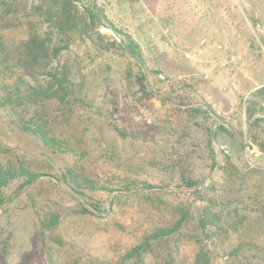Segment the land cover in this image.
Wrapping results in <instances>:
<instances>
[{
	"label": "rangeland",
	"instance_id": "1",
	"mask_svg": "<svg viewBox=\"0 0 264 264\" xmlns=\"http://www.w3.org/2000/svg\"><path fill=\"white\" fill-rule=\"evenodd\" d=\"M85 3L102 10L105 25L92 36L75 35L61 55L62 62L73 66L85 104L61 115L57 126L62 138L75 145L82 140L88 154L52 153L35 134L20 131L0 112V143L21 159L45 164L48 174L19 202L0 206V264H51L37 216L41 202L52 211L67 212L77 205L58 179L68 168L121 183L93 193L100 201H109L114 188L150 189L131 191L119 213L108 219L102 217L109 213L102 212L64 220L61 232L68 239L57 252L60 264L111 259L116 250L133 243L134 226L168 213L167 206L153 208L150 200L170 204L178 197L195 211L207 198H219L218 208L230 213L229 222H243L215 250L216 264H264V253L245 243L264 245V213L253 211L248 198L264 196V0ZM36 23L46 30L45 24ZM109 24L139 44L149 68L146 75L120 47L122 35ZM2 33L14 46L26 39L27 27ZM185 178L198 182L193 187L197 190L181 193L179 188H187ZM22 182H12L8 194ZM238 246L241 253L233 255ZM192 247L185 246L187 258ZM258 255L262 257L256 259Z\"/></svg>",
	"mask_w": 264,
	"mask_h": 264
},
{
	"label": "trees",
	"instance_id": "2",
	"mask_svg": "<svg viewBox=\"0 0 264 264\" xmlns=\"http://www.w3.org/2000/svg\"><path fill=\"white\" fill-rule=\"evenodd\" d=\"M102 14L97 5L86 4L85 0H0V112L20 131L35 134L52 153L88 154V149L81 146L82 140L78 146L73 144L75 141L62 138L57 126L61 115L67 116L85 104L73 66L68 61L62 62L61 55L69 49L75 35L92 36V32L105 25ZM36 22L45 24L46 30H40ZM22 25L27 27V37L13 46L7 42L2 31ZM109 27L121 34L115 26L109 24ZM122 39L120 47L139 62L142 74L146 75L149 68L143 60L139 44L129 35L126 38L122 35ZM116 43L114 41L113 45ZM45 169V164L35 165L21 159L13 149L0 143V206L6 207L9 201L11 204L19 202L24 193L46 175ZM20 179L23 182L8 194L9 185ZM58 179L68 186L66 192L77 201V205L65 212L52 211L44 206L45 202L40 203L38 231L51 264H60L57 252L68 239V234L61 232L64 220L87 214L99 216L102 212L109 213L110 216L102 217L108 219L119 213L131 191L150 189L114 188L112 192L116 193L109 201H100L92 194L106 190V184L116 186L121 183L92 178L74 168L60 172ZM183 185L187 188H179L181 193L197 190L193 187L199 183L185 178ZM254 189L257 188H238L235 191ZM198 192L201 191L198 189ZM248 198L253 211L264 213V196L257 198L248 194ZM227 199L239 202L236 197ZM206 200L207 203L198 211L194 210L192 203L180 197L170 204H156L153 199L150 200L153 208L160 210L163 205L167 206L168 213L157 215L158 219L148 217L138 223L132 228L134 238L131 245L124 250H116L111 259L95 264H216L215 250L226 243L227 234L239 231L243 222L237 219L229 222L230 213L224 214L218 208L219 198L209 197ZM234 214H239L238 207H235ZM245 243L264 253V245L261 247L259 243L250 241ZM187 244L193 246L190 258L185 254ZM231 253L239 255L241 246L234 247ZM1 257L5 258V250ZM261 257L258 255L256 259Z\"/></svg>",
	"mask_w": 264,
	"mask_h": 264
},
{
	"label": "water",
	"instance_id": "3",
	"mask_svg": "<svg viewBox=\"0 0 264 264\" xmlns=\"http://www.w3.org/2000/svg\"><path fill=\"white\" fill-rule=\"evenodd\" d=\"M46 176H48V174L44 175L43 177H46Z\"/></svg>",
	"mask_w": 264,
	"mask_h": 264
},
{
	"label": "built area",
	"instance_id": "4",
	"mask_svg": "<svg viewBox=\"0 0 264 264\" xmlns=\"http://www.w3.org/2000/svg\"><path fill=\"white\" fill-rule=\"evenodd\" d=\"M221 149H224V147H223V146H221Z\"/></svg>",
	"mask_w": 264,
	"mask_h": 264
}]
</instances>
